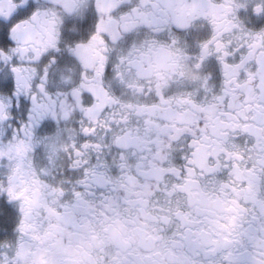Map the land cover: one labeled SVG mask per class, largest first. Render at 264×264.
Listing matches in <instances>:
<instances>
[{
	"label": "clouds",
	"instance_id": "clouds-1",
	"mask_svg": "<svg viewBox=\"0 0 264 264\" xmlns=\"http://www.w3.org/2000/svg\"><path fill=\"white\" fill-rule=\"evenodd\" d=\"M32 2L0 49V264H173L178 208L264 183V0Z\"/></svg>",
	"mask_w": 264,
	"mask_h": 264
},
{
	"label": "snow or ice",
	"instance_id": "snow-or-ice-1",
	"mask_svg": "<svg viewBox=\"0 0 264 264\" xmlns=\"http://www.w3.org/2000/svg\"><path fill=\"white\" fill-rule=\"evenodd\" d=\"M34 8L35 4L32 0H18V3L7 13L0 12V49L9 50L13 44L11 36L13 26L17 21L31 14ZM68 24L71 26L73 21L69 20ZM77 26L82 27L78 23ZM67 35L72 38L71 33ZM237 59L239 60L240 57L237 56ZM12 91V74L9 72L5 78L4 74L0 73V93L11 95ZM20 101L23 106V97H20ZM232 155L229 153V156ZM235 155L239 157L238 153ZM239 178L241 190L253 187V183L248 178L243 176ZM77 195L79 196L80 193L78 192ZM93 197L101 200V206L108 200V195L104 193L102 187L96 189ZM87 203L88 201L76 205L67 204L59 210H54L55 216L58 219L62 218V223L53 222L51 227L64 230L67 224L76 220L75 210L83 208ZM7 214L8 210L5 209V213L0 215V222L5 220ZM94 216L95 213L88 214L90 223L93 222ZM176 217L183 223V227L170 242L171 252L175 258L173 264H264V183L255 184V192L248 199L247 205L235 199L226 212L220 210L208 217L206 222L192 219L179 208ZM99 219L107 230L109 218ZM3 264L8 262L4 261ZM52 264H60V260L54 257Z\"/></svg>",
	"mask_w": 264,
	"mask_h": 264
}]
</instances>
